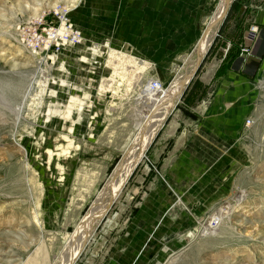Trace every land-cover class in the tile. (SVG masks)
<instances>
[{"label":"rangeland","instance_id":"1","mask_svg":"<svg viewBox=\"0 0 264 264\" xmlns=\"http://www.w3.org/2000/svg\"><path fill=\"white\" fill-rule=\"evenodd\" d=\"M218 2L0 0V264H64L82 220L108 201L104 191L135 140L142 86L149 80L162 88L173 84ZM59 8L67 9L80 41L53 50L64 54L60 64L40 63L48 52L34 58L20 30L41 17L36 10L43 15ZM237 8L234 0L180 101L120 194L109 197L73 264H183L194 251L197 264H264V77L233 97L231 86L221 88L222 73L204 92L200 87ZM237 46L247 49L242 41ZM112 53L146 60L139 87L131 85V76L107 81L114 72ZM72 98L86 101L79 119L73 115L76 124L67 122L74 129L67 133L60 128L66 122L61 112ZM216 100L222 105L208 114ZM239 104L246 110L233 135L224 127ZM49 110L58 113L46 120ZM61 135L74 145L57 158ZM47 150L55 154L51 166ZM35 154L42 162H33ZM238 198L246 215L235 213L214 234L186 241Z\"/></svg>","mask_w":264,"mask_h":264},{"label":"bare ground","instance_id":"2","mask_svg":"<svg viewBox=\"0 0 264 264\" xmlns=\"http://www.w3.org/2000/svg\"><path fill=\"white\" fill-rule=\"evenodd\" d=\"M233 2L234 0H219L217 6L215 7L216 8L215 11L213 12L212 15L208 17V19L206 20L203 26L204 31H203L202 36L200 38L198 37L199 39L196 38V36H194V38L192 39L193 43L194 44L196 43V44L193 47L191 53L188 54V56L186 57V60L184 62L185 65H183L184 66L183 71L177 76L176 80L173 82V84L169 88L163 87L162 91L153 92L149 88L150 87L149 84L150 82H152V80L147 81V83L142 86V88H144V93L141 95L142 96L141 100L138 101V106L140 107V109L137 110V113L135 114V118L133 120L135 124V130H136L135 140L132 143L129 151L126 153L124 161L121 162V164L116 169L115 180L113 179L114 181L113 182L111 181L112 184L111 185L109 184L110 185L109 189H107V191H104L105 194L103 193L105 197L108 196L106 197V199L108 198L107 199L108 201H105V199H103V201H100L98 203L99 208L95 210L94 213L92 212V214H90L89 217L87 216V218L83 219L81 222V228L77 227L78 230L79 229L80 230L76 232L75 236L72 237L73 239L70 237V239H72L70 240V243L68 245V248H70V254L66 258L64 264L75 263L77 257L79 256L80 252L83 249L85 242H87L88 240V237H89L88 233L90 232V227L92 226V223L96 224L97 222H99L101 218H103L104 212L107 210V206H109L108 204H110L109 197H114L115 195L120 194L122 188L124 187V185H126L131 174L133 173V170L135 169V167L138 165L140 160H142V158L148 151V148L151 145L153 139L155 138L158 130L163 126V123L166 120L167 116L174 109L175 105L180 101V98L185 88L187 87L188 83L190 82L191 78L196 72L199 64L205 57L206 53L210 49L215 37L218 34V31L222 23L224 22L228 14V10L230 9ZM35 16L37 18L41 16L39 15L38 10L35 11ZM68 49H70L71 51H74L73 47H70ZM32 55L34 58H37V59L41 58V54H36V55L32 54ZM55 55H57V57ZM111 55H112V60H111L112 65L111 66L114 68V72H113V76L107 81H109V83L112 82L110 84H113V82H116V80L124 82L127 80L126 78L128 76H131L132 79L130 80L131 81L134 80L132 81L134 83L133 84L131 83V85L132 86L135 85L136 87L137 86L139 87L141 85L140 80L143 78V73H144L143 71L148 66V64L145 62L146 60L139 62L137 59L133 57L124 56L122 54L112 53ZM64 58L65 56L63 53L58 55L57 53L56 54L53 53V51H48V53L46 54V57L44 59H41L40 63L44 61H48V62L54 61L53 64L58 65L63 61ZM128 71H131L129 75L127 74ZM105 89H107L106 86H103L102 90H105ZM85 101L86 100H81L79 98H72L71 101L66 104V107H65L66 110L61 112V114L64 115V118H65L64 121H66L65 123L63 122L60 126L62 130L67 129L68 131L67 133L73 132L74 130L73 127L67 126V122L71 121L73 124H76V122L73 119V115L76 114L77 118L79 119V116L82 113ZM74 108H77L76 113H75ZM57 113H58L57 111L49 110L48 116L45 119L48 120L50 118V115L52 114L54 115ZM21 116H18L19 118L17 122L22 120ZM241 117L242 116L239 115L237 119H241ZM237 123L240 124L239 122ZM72 140L73 139H71L68 135H61L60 137L56 138L57 144L59 145V148L56 154L57 158L66 157L69 154L70 146L74 145ZM19 142L22 143L21 137L19 138ZM24 151L26 152L25 154H27L26 156L30 158L31 152H29L28 150L26 151V149ZM46 154L48 158V166H51L52 162L55 160V154L51 150H49ZM41 158L42 157L40 155L35 154V156L33 157V162L35 161L42 162ZM240 200L241 199L238 198L236 202L233 201L232 205L228 204L225 208L219 209L218 212L214 216H211V218H209V220H207L206 223H200L197 230H194L188 234L189 236L186 237V241L188 243H191L193 241V238L195 239L196 237H198L197 239H199V238L208 237L214 234V229L218 226V224L221 223L223 219L229 222L231 220V217L234 216L235 213L236 214L238 213L240 215H246L247 211H245V208L243 206L244 204H242ZM181 201L182 200L179 199L180 203H182ZM36 222L39 223L37 218H36ZM194 253L195 251L190 253L187 257H185L183 264H197V261L195 262L196 258H194ZM193 261L195 263H193Z\"/></svg>","mask_w":264,"mask_h":264},{"label":"crops","instance_id":"3","mask_svg":"<svg viewBox=\"0 0 264 264\" xmlns=\"http://www.w3.org/2000/svg\"><path fill=\"white\" fill-rule=\"evenodd\" d=\"M236 3L238 5L236 22L223 33L225 39L221 41L223 45L225 43L226 48L224 49L221 44L218 50L210 56L208 66L205 67V72L200 78L202 92L210 87L221 73V88L226 91L231 89L229 94L232 97L241 91V86L242 89L249 87L251 83L264 77V0H236ZM254 27L258 28L255 34L252 32ZM241 41L248 52L242 53V50L238 48L237 45ZM229 54L232 55L229 57ZM227 98H229L228 95ZM229 100L226 102L228 103ZM221 105L222 102L216 100L215 104L209 107L208 114L214 113ZM244 107H246L245 104H239L229 114L224 127L226 130L232 131L231 133L240 130L241 124L237 123L239 122L237 118L243 115V111L246 110Z\"/></svg>","mask_w":264,"mask_h":264},{"label":"built area","instance_id":"4","mask_svg":"<svg viewBox=\"0 0 264 264\" xmlns=\"http://www.w3.org/2000/svg\"><path fill=\"white\" fill-rule=\"evenodd\" d=\"M257 31L258 28H252L254 34ZM20 38L23 46L36 55L61 49L68 44L76 45L81 33L71 24L67 9L59 8L25 24L20 30ZM246 52L247 49L242 50V53ZM149 86L153 92L162 91V85L157 81L150 82Z\"/></svg>","mask_w":264,"mask_h":264}]
</instances>
